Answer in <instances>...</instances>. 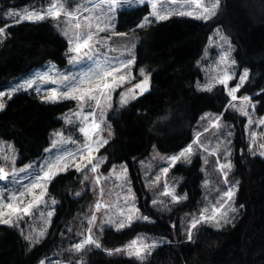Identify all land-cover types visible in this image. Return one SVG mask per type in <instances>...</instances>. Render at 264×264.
Segmentation results:
<instances>
[{
    "label": "trees",
    "instance_id": "obj_1",
    "mask_svg": "<svg viewBox=\"0 0 264 264\" xmlns=\"http://www.w3.org/2000/svg\"><path fill=\"white\" fill-rule=\"evenodd\" d=\"M37 1L0 0V27L4 26L5 10ZM148 12L145 6L123 12L116 30L137 38L134 72L144 69L150 78V91L108 115L113 135L98 156L107 157L101 166L104 174L113 166H127L139 208L152 222L138 220L120 231L108 226L103 232L94 230L102 248L76 254L69 259L70 264H78L81 256L82 264H141L105 251L122 248L141 234L162 241L142 264H264V157L248 151L245 120L229 111L226 89L222 85L212 91L196 89L202 80L198 63L212 32L219 29L231 40L237 75L245 69L249 72L237 96L248 95L257 103L255 114H264V0H220L217 15L208 21L172 17L137 27ZM8 32L0 43V89L48 62L61 68L66 65L68 43L50 19L14 24ZM72 107L71 101L44 102L27 92L17 93L0 111V141L14 145L19 166L32 163L44 155L52 133L62 126V115ZM207 112L234 123L229 180L239 181L234 199L239 215L234 226L232 223L221 230L198 226L196 239L188 242L186 220L198 212L203 195L200 159L172 167L170 175L180 179L177 193L187 199L162 209L150 205L138 163L154 148L164 155H177L192 142L200 118ZM47 196L56 201L54 214L46 234L33 247L20 232L21 227L0 224V264H39L54 254L63 246L62 235L69 224L90 211L94 201L90 190L82 191L74 170L56 175Z\"/></svg>",
    "mask_w": 264,
    "mask_h": 264
},
{
    "label": "snow or ice",
    "instance_id": "obj_2",
    "mask_svg": "<svg viewBox=\"0 0 264 264\" xmlns=\"http://www.w3.org/2000/svg\"><path fill=\"white\" fill-rule=\"evenodd\" d=\"M180 5L178 9L173 8V5ZM220 5V0H213L210 4L204 3V0H99L98 4L91 7L76 6L75 11L69 10L66 0H53L46 9L26 8L23 11H18L15 8L9 9L3 13L4 26L0 27V43L8 37V28L14 24H19L24 21L38 22L47 18L59 21L62 17H66V29L64 35L69 37V48L66 53L68 57L69 69L66 72H59L55 70V66H50L48 70L36 72L27 78L19 80L11 84L7 91H0V110L5 108V97L11 99L15 94L24 91L32 90L37 94L46 93L42 100L44 102H57L58 100H75L78 102V108L72 113L79 121L78 131L83 136V144L75 151H69L63 147L67 143H77L71 137L66 136L64 132H56L54 136L56 139L52 141V147L45 149V152L50 153V157L41 162L30 163L22 168L15 166V157H4L5 165L0 166V182L8 185H20L24 188L22 192H13L10 196L12 202H0V224L16 226L24 217L32 215L33 210L37 209L48 194V184L53 178L61 172H67L70 168H74L76 172L81 173L83 180L81 183L92 181L94 186L100 187V196L103 197L104 183L115 176L116 179L122 181V187H127V195L124 198L125 207L120 208L119 215L113 219L108 215V210L111 205L97 201L94 205V211L90 215H86L87 227L82 229L77 235L83 238L76 243L70 245L68 252L71 255L83 254L92 249H101L102 244L94 233V229L99 232L104 231L105 225H111L120 231L126 227H130L135 221L143 220L145 222H152L149 215L141 212L140 208L136 206L135 194L132 192L128 181V168L126 165H121L119 174L117 175V168L113 166L109 173V177H104L100 173L101 166L107 161V157L98 156L100 149L109 143V140L104 138L102 133L107 131L109 136L113 135L111 125L107 123V110L113 107L112 93L119 87L125 85L131 78V67L136 62V57L132 49L127 50V58L108 57L100 54V47H102V38L98 33L104 32L113 27V20L123 11L136 9L139 6H150V11L143 17V20L137 25L139 28L148 27L153 22H159L169 19L173 15L189 16L195 19L208 21L217 15V10ZM100 11L96 12L95 9ZM83 12L89 13L83 15ZM154 18V19H150ZM10 21V22H9ZM95 29V30H94ZM71 32V36H69ZM119 35H127V33H118ZM216 38H218V46L221 49L219 63L224 66L222 75L214 77L212 82L203 85L206 91H212L216 83L222 85L227 95L230 97L227 107L239 112L240 115L248 117V126H251L252 120L250 108L254 109L252 99L248 95L237 96L240 88L245 83L249 76L247 69L239 77V83L235 87H229L230 81L233 80V75L228 71L230 65L236 63L231 59L232 45L230 38L223 34L219 29L216 30ZM213 38H210V42ZM135 44L132 45L134 49ZM122 56L125 54L122 53ZM141 76L143 80L136 83L132 88L126 92H121L120 104L121 107L127 105L130 100L137 99L138 96L144 95L150 91V78L144 69H141ZM52 85L54 87H45ZM201 87V85H197ZM138 90V91H137ZM91 108L90 111H85V108ZM68 125H73V120L65 117ZM201 120H209L211 127L219 130L221 125V115H216L214 118L211 114H205ZM259 125H264V118L259 120ZM71 130V129H70ZM208 131V128H205ZM201 134L192 140L187 147L183 148L177 155L167 157L168 166L163 167L160 171L167 177L171 167L176 166L178 162L185 161L191 163V157L199 150L208 155L217 156V171L223 178L224 184L227 186L226 190L221 191L217 189L219 200L211 206L205 207L198 215L192 217L188 222L184 231L188 242H193L197 236L198 226L203 224H211L217 230L221 229L227 224L233 223L235 217L230 213H236L238 209L234 207V197L238 191L239 181L235 185L230 184L229 176L233 169V163L230 159V149L224 150V161L221 162L219 158V150L224 143L229 141H222L217 144L215 148H210L205 145L200 139ZM228 135H231L229 132ZM256 133H252V145L250 151H254L256 142ZM260 147L264 149V144ZM264 156V151L260 152ZM11 159L10 165L8 164ZM143 164V162H141ZM208 160L205 159V164ZM207 171V169H202ZM21 174H24L23 177ZM160 176L156 175L154 180L150 181L152 184H158ZM209 181H205V186L209 185ZM80 195L79 192L76 193ZM161 195L170 197L171 202L179 203L181 200H186L187 196H179L175 189L171 188L167 181L164 184V190ZM30 197V199H21V197ZM53 204L56 201L53 199ZM163 204L164 201L153 199L152 205ZM240 207H243L241 205ZM7 209V211H5ZM105 209V218L98 223L97 213ZM54 214L49 211L47 216L50 218ZM15 216V220L13 217ZM234 226V223H233ZM175 227V225H173ZM71 232L72 229H69ZM46 234L45 230H40L38 235L34 236L31 233L25 238L30 243H39L40 238ZM162 241L152 240L148 242L146 238L138 236L123 248H116L114 250H105L108 255L114 253H125L128 257H135L136 260L142 262L147 256L152 254V251L160 246ZM40 264H45L44 260ZM55 264H63L62 261H56ZM70 264V261H69ZM78 264H82L81 260Z\"/></svg>",
    "mask_w": 264,
    "mask_h": 264
},
{
    "label": "rangeland",
    "instance_id": "obj_3",
    "mask_svg": "<svg viewBox=\"0 0 264 264\" xmlns=\"http://www.w3.org/2000/svg\"><path fill=\"white\" fill-rule=\"evenodd\" d=\"M52 2H53V0H38L33 5H28L26 7L15 8V9L18 11H23L26 8L46 9L47 6ZM212 2H213V0H204V3L208 4L209 6ZM66 3H67V5L70 6L69 10L75 11L76 6H82L81 10H83V7H91L94 4H98L99 0H66ZM179 6L180 5L178 4V5H173L172 7L178 9ZM139 7H142V6H139ZM148 7H149V11H150V6H148ZM10 9H12V8H10ZM7 10H9V9H7ZM7 10H5L4 12H6ZM132 10H134V9H132ZM95 11L99 12L100 9L97 8V9H95ZM129 11H131V10H126L123 12H129ZM88 14L89 13L83 12V15H88ZM172 17L195 19L193 17L179 16V15H173L170 18H172ZM47 19H50L55 24V26L58 30V33L68 43L69 37L64 35V31L66 29L67 18L62 17L59 21H57L55 19H51V18H47ZM117 19H118V17L113 20V22H112L113 27L112 28H110L104 32L98 33L99 37L106 38V40H102V42H101L102 47H100L99 51H100V54L102 56L118 57V58L123 59V58H127V50L128 49H132V51L135 55V48L133 49L132 45L135 44V46H136L137 38L132 33H127V35H119L118 33H125V32H118L116 30ZM150 19H154V18L150 17ZM195 20L204 21V20H199V19H195ZM153 23H157V22H153ZM153 23H151V24H153ZM216 30H214L212 32L210 38H213V39L210 42V38H209L208 45L206 46L205 51H204V53H203V55H202V57L198 63V66L202 72V80L198 81L196 83V89L200 90V91H206L203 89L202 86L207 84V83L212 82L214 77H217L218 75H222L223 71L225 70L224 66L219 63L220 55H221V49L218 46V38H216ZM69 36H71V32H69ZM68 48H69V43H68ZM67 52H68V49H67L66 53ZM232 52H233V47H232ZM232 52H231V59H233ZM122 53H124L125 55L122 56L121 55ZM65 59H66V65L62 68L58 67L53 62H48L39 68L33 69L32 71H30L25 76H21V77H17V78L12 79L5 87L1 88L0 91H7L11 84H14L15 82H17L19 80L27 78L36 72L46 71V70H48V68L50 66H55V70L59 71L61 73L66 72L70 67L68 64V57L66 54H65ZM227 70L230 71L233 75V80L230 81L229 87H235V85L239 83V77L243 74V72L245 70L241 71L237 75V68H236L235 64L230 65ZM130 72H131V78L129 79V81L125 85H123L122 87L117 88L115 90V92L112 93L111 103H112L113 107L111 109H108L107 114H106V120H107L108 124H109L108 115L113 110L124 109L130 103H132L134 101V100H130L127 105L121 107L120 93L126 92L129 88H132L136 83H139L140 81L143 80V76H141V71H140V73H137V74L134 72V65L131 67ZM232 83H233V86H231ZM198 84L201 85V87H197ZM218 85H220V84L216 83L215 86H218ZM45 87H54V86L48 85ZM21 92H24V91H21ZM21 92H19V93H21ZM27 93L38 96L41 100H42V97L46 94L44 92L37 94L36 92H34L32 90H29ZM8 101H9V99H7V97H5V101H4L5 106L8 103ZM63 101H71L73 103V107L71 110H69L64 115H62V117H61L62 126L60 129H58L52 133L51 142H50V145L47 149H50L52 147V141L54 139H56V137L54 136V133L62 131L65 133L66 136H71L77 141V143L64 144L63 147L69 151H75L76 149H78L79 147L82 146L83 140H84L83 136L78 131L79 121L77 120L76 117H74L72 115V113L75 112L78 108V102L75 100H63V99L58 100L57 102H63ZM252 104L254 105V109L250 108L249 111L251 113L252 120L254 121V123L251 126H248V117L240 115L239 112L234 111L230 107H229V111L231 113L237 114L239 117L244 118V120H245L244 130H245V136H246V140H247V144H248V151H250V145H252V143H253L252 133L255 132L257 134L256 138H255L256 142H255L254 151H250V153L252 156H255V155L261 156L260 152L264 151V149H262L260 147L261 144H264V125H259V120L261 118H264V114L262 116H257L255 114V109L257 107V103L252 100ZM90 110H91V108H88V107L85 108V111H90ZM0 111H2V110H0ZM205 114H211V113L207 112ZM205 114H203L202 116H204ZM66 116L73 120V122H74L73 125L70 126L66 123V120H65ZM211 116L213 118L215 117V115H213V114H211ZM221 125H222V127L219 130H217V129L211 127L209 120H203L202 121L200 118V122L197 125L198 129H196V131H195L194 138L197 136L198 133L201 134L200 139L203 141V143L205 145L209 146L210 148H215L217 146V144L221 143L222 141H229L230 143H224L222 145V147L220 148L219 158H220L221 162H225L224 161V150L230 149V151H231L230 159L232 161V153H233L232 152L233 151L232 138L234 136V134H233L234 123L230 119H223V120H221ZM205 128H208L207 132L205 131ZM229 132L231 133V135H228ZM102 135L104 136V138L109 140L110 136H109L107 131H104L102 133ZM97 155H98V153H97ZM5 156H7L9 158L14 156L15 161H16L15 166L17 168H22L25 166V165L19 166L17 164L18 154H17V151H16L14 145L8 141H0V166L5 165V163H6L4 160ZM170 156H172V155H164V154L158 152L154 148V149H152L149 156L140 160L138 163V167H139L141 178H142L143 187L149 196L150 205L153 206L152 205L153 199L164 201L163 204L158 203L155 206L156 208H159V209L166 208V207L172 208V207H174V206H176L179 203L184 201V200H181L179 203H173V202H171L170 197H166V196L161 195V193L164 190L165 181H167V184L171 188L175 189L176 194H178L177 193V186L180 183V179L173 176V175L172 176L170 175L172 167L170 168V170L167 174V177H165L162 174V172L160 171L163 167L168 166V161L166 158L170 157ZM49 157H50V153L44 152V155L41 158L37 159L36 161H34L32 163L41 162L44 159L49 158ZM261 157H264V156H261ZM195 158L200 159L201 167H202L201 170L207 169V171H202V173L204 175V181L202 184L203 195H202V199H201V206H200L198 212H196L192 216L187 217V220H186L187 224L192 219V217L195 215H198V213L202 209H204L205 207L210 209L211 206L219 200L220 197L217 193V189H220L221 191H223V190H226V188H227V186L224 184L222 176L217 171V165H216L217 156L216 155H208V154L198 150L191 157V161ZM205 159L208 160L207 164H205ZM141 162H143V164ZM10 163H11V159H9V161H8L9 165H10ZM180 163L189 164L188 162H185V161H181ZM28 164H30V163H28ZM28 164H26V165H28ZM121 165H125V164H121ZM121 165L116 166L117 175L119 174V168ZM69 170L75 171L74 168H70ZM110 171L107 174H104V173H102V169L100 168V173L104 177H109ZM61 173H63V172H61ZM231 173H232V171H231ZM231 173H230V175H231ZM78 174L80 177V181H82L83 176L81 175V173H78ZM23 175L24 174H21L22 177H23ZM156 175L160 176L159 183L158 184L150 183V181L154 180ZM127 176H128L129 186L131 187L132 192L135 194L136 206L139 207V201L137 198L136 189H135L133 182L130 178L129 170H128ZM206 180H208L210 182L208 186H205ZM102 184H104V193H105V195L103 197L100 196V187L94 186L91 180H89L86 183H81L82 191L83 190L84 191L90 190L91 194H94L93 206H92V208L90 207V211L89 210L87 212L85 211L81 216H78V218H76L74 221H72L69 224L65 234L62 235L61 244H63V246H59V248L55 251L54 254L45 258L44 259L45 264H55L56 261H62L63 264H69V259H73L74 255L69 254L68 249H69L71 244L79 242L83 238L82 236L77 235V233L80 232L82 229H86L87 219L85 217H86V215H90V213L95 210L94 205L97 201H102L103 203L111 205V208L108 210V215L112 216L113 219L117 218V216L119 215L118 210L120 208L125 207L124 198L128 194L127 193V187L128 186L122 187L121 186L122 181L119 179H116L115 176L110 177L106 183H104V181H102ZM230 184L235 185L236 183L230 182ZM22 191H24V188L21 187L20 185H8L5 188V184L3 182H0V202H4V203L12 202L9 199L10 196L12 195V193L13 192H22ZM178 195L181 197L185 196V195H180V194H178ZM21 199H30V197H28V196L21 197ZM234 199H235V197H234ZM52 201H53V199L46 196L45 202L42 203L37 209H34L32 215L24 217L22 220H20L19 224L16 225L17 227H21V229H19V230L24 235V237L30 233L32 235L36 236V235H38L40 230H45V232H46L47 228L50 225L52 216H53L52 215L49 218L47 216V213L49 211L54 212V208L56 205V203L53 204ZM234 207L236 209H238V211L236 213H230V215L235 217V219H234V221H235L239 215V208L235 205V203H234ZM5 211H7V209H5ZM97 216L99 218L98 223H100V221L105 218V209H101V211L99 213H97ZM13 219L15 220V216L13 217ZM139 221H143V220H139ZM231 224L232 223L227 224L224 227H222L221 229L226 228L227 226H229ZM3 225H5V224H3ZM205 225L209 226L210 228L217 230L211 224H205ZM7 226H10V225H7ZM107 226L112 227L113 229L116 230V228L114 226H111V225H105L104 227H107ZM69 229H72V231L70 232ZM221 229H219V230H221ZM138 236L146 238L148 242H151L152 240H157V241L160 240V239H154L151 236L143 235V234L138 235ZM138 236H136L135 238H137ZM42 238H40V240ZM29 244L31 247H33L35 244H38V243H30L29 242ZM114 254L117 256L121 255V256L128 257L125 253H114ZM131 258L135 259V257H131ZM136 261H138V260H136ZM138 262H140V261H138Z\"/></svg>",
    "mask_w": 264,
    "mask_h": 264
},
{
    "label": "bare ground",
    "instance_id": "obj_4",
    "mask_svg": "<svg viewBox=\"0 0 264 264\" xmlns=\"http://www.w3.org/2000/svg\"><path fill=\"white\" fill-rule=\"evenodd\" d=\"M135 76V75H134Z\"/></svg>",
    "mask_w": 264,
    "mask_h": 264
}]
</instances>
